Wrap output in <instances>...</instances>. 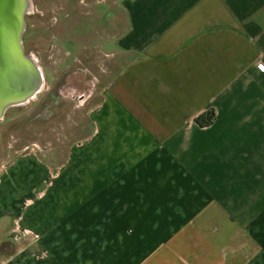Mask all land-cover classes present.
<instances>
[{
	"label": "crops",
	"instance_id": "1",
	"mask_svg": "<svg viewBox=\"0 0 264 264\" xmlns=\"http://www.w3.org/2000/svg\"><path fill=\"white\" fill-rule=\"evenodd\" d=\"M115 1L89 49L129 60L62 162L3 168L0 264H264V0Z\"/></svg>",
	"mask_w": 264,
	"mask_h": 264
},
{
	"label": "rangeland",
	"instance_id": "2",
	"mask_svg": "<svg viewBox=\"0 0 264 264\" xmlns=\"http://www.w3.org/2000/svg\"><path fill=\"white\" fill-rule=\"evenodd\" d=\"M79 1L31 0L23 44L26 53L38 59L46 85L35 101L7 111L0 122V174L14 156L32 147L42 150L49 163L62 162L70 145L89 133V111L100 101L110 74L129 60L127 55L108 60L99 50L89 49L100 30L113 33L110 23L122 22L118 2L107 0L110 10L93 0L85 1L88 6ZM106 21L109 28L102 29ZM92 27L96 33L90 38ZM115 47L102 36L103 51ZM260 49L264 52V39Z\"/></svg>",
	"mask_w": 264,
	"mask_h": 264
},
{
	"label": "water",
	"instance_id": "3",
	"mask_svg": "<svg viewBox=\"0 0 264 264\" xmlns=\"http://www.w3.org/2000/svg\"><path fill=\"white\" fill-rule=\"evenodd\" d=\"M31 10V0H0V122L7 111L29 105L45 89L44 71L23 44Z\"/></svg>",
	"mask_w": 264,
	"mask_h": 264
},
{
	"label": "trees",
	"instance_id": "4",
	"mask_svg": "<svg viewBox=\"0 0 264 264\" xmlns=\"http://www.w3.org/2000/svg\"><path fill=\"white\" fill-rule=\"evenodd\" d=\"M215 119V111L213 109H209L202 113L200 116H198L195 120V122L200 127H208L213 124Z\"/></svg>",
	"mask_w": 264,
	"mask_h": 264
},
{
	"label": "flooded vegetation",
	"instance_id": "5",
	"mask_svg": "<svg viewBox=\"0 0 264 264\" xmlns=\"http://www.w3.org/2000/svg\"><path fill=\"white\" fill-rule=\"evenodd\" d=\"M85 1L86 0H80L79 2H83V4L86 6L87 4H85ZM93 4H102V0H93ZM99 59V58H98ZM99 60H101V58L99 59ZM101 62V61H100ZM102 63V62H101ZM99 69L102 71V67L101 66H99ZM72 98H74V96H72Z\"/></svg>",
	"mask_w": 264,
	"mask_h": 264
},
{
	"label": "built area",
	"instance_id": "6",
	"mask_svg": "<svg viewBox=\"0 0 264 264\" xmlns=\"http://www.w3.org/2000/svg\"><path fill=\"white\" fill-rule=\"evenodd\" d=\"M259 67L262 71H264V65L263 64H259Z\"/></svg>",
	"mask_w": 264,
	"mask_h": 264
}]
</instances>
